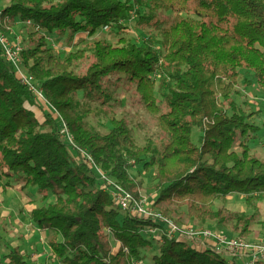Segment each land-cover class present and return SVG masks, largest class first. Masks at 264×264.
Returning <instances> with one entry per match:
<instances>
[{
	"label": "trees",
	"instance_id": "obj_1",
	"mask_svg": "<svg viewBox=\"0 0 264 264\" xmlns=\"http://www.w3.org/2000/svg\"><path fill=\"white\" fill-rule=\"evenodd\" d=\"M7 19L29 20L38 30L28 35L30 47L22 42V69L35 79L76 147L61 138L59 118L52 113L36 118L39 102L0 48V184L34 189L44 201L54 197L33 208L30 217L39 230L60 236L51 241L58 261L142 264V250L152 245L143 231L161 227L120 210L97 169L139 197L130 171L142 164L153 173L155 208L172 215L185 207L187 216L202 223L247 233L251 218L215 210L214 203L234 193L246 203L264 197V159L242 142L258 130L250 121L254 113L233 99L245 74L264 93V0H9L0 11V20ZM134 19L158 39L148 35L139 44L121 36L111 44L96 37L106 27L119 33ZM45 33L70 43L76 34L87 36L61 57ZM85 54L93 60L78 74L76 64ZM122 85L134 88L156 116L167 138L161 149L139 146L122 119L111 118L105 134L88 123L117 101ZM152 262L234 264L166 235ZM0 264L29 263L19 249L9 248Z\"/></svg>",
	"mask_w": 264,
	"mask_h": 264
},
{
	"label": "rangeland",
	"instance_id": "obj_2",
	"mask_svg": "<svg viewBox=\"0 0 264 264\" xmlns=\"http://www.w3.org/2000/svg\"><path fill=\"white\" fill-rule=\"evenodd\" d=\"M7 5H9V0H0V11H3ZM135 20L136 19L123 23L122 26L124 29L120 30L119 33L114 31L112 27H107L100 30L96 37L99 38V40H104L111 44H116L117 39L121 36H125L139 44L146 39L148 35L153 36V39H158L152 29L136 24ZM33 26L34 25L31 22L30 25H28L26 21L22 23L19 20H0V31L8 37L9 41L12 42L16 37H20L23 46L26 48L30 47L28 35L33 31H38ZM45 34L50 46L61 57H64L68 52L74 51L77 47L75 44L81 39H86L87 36L82 33L76 34L70 43L69 38H66L65 36ZM82 46L80 47L81 49L86 48L85 45ZM91 60H93V58L91 59L89 54H85V57L76 64L77 73L84 74L87 66L91 63ZM254 82L257 83L255 79ZM237 90L238 94L234 95L233 99L236 100V103L239 104L246 113H254L250 121L258 127L255 134L246 137L242 142L249 146L250 152L254 156L264 159V93L258 90L256 84L255 86L245 85L243 78L238 80ZM247 91L253 93L254 98L251 96L253 98L252 103L247 101ZM116 95L118 98L117 101L104 107V110L97 117H90L88 123L95 130L105 134L108 133L112 127L110 123L111 118L122 119L131 129L132 135L139 146H144L146 143H150L161 149L166 143L167 138L159 129L156 116L146 109L134 88L122 85L118 88ZM39 106L40 111H35V116L39 121H42L44 113H52V116H58L48 106H44L40 103ZM253 110H255V112ZM198 135H200V133L195 131L194 142H196ZM130 174L134 177L135 183L139 184L137 188L139 195L145 197L148 203L151 204L155 196L153 191L154 181L152 171L143 170L142 164H139L131 169ZM54 200L53 196H49L44 201L39 195H37L34 189H23L19 184H14V186L8 188H3L0 184V262L3 259V256L8 252L9 248H17L23 253L25 260L29 264H34L30 255L34 250L39 253L43 251H41L42 245L39 242L40 238L43 237L44 244L46 245L45 249L51 254V256L43 255L39 261L43 262L42 259L45 261L46 257L49 264H62L54 257L53 249L51 248V241L54 238H56L57 241H60V236H57L52 231L45 233L44 231L39 230L34 224H32L30 217V212L33 208L47 205L54 202ZM214 209H224L228 212L242 213L251 218L252 221L248 225L247 233L242 236L241 234L232 231L230 228L224 227L213 221L202 223L187 216L185 207H181L177 213L172 215L165 214L160 209L158 210L170 218L181 229L208 228L218 234L242 238L248 242H264V197L246 203L243 195L234 193L228 195L224 199L216 200L214 203ZM252 215L253 217H251ZM29 228L33 231H30ZM142 234L152 242L151 247L146 248L141 252L144 257L142 264H153L152 257L158 253V247L163 231L159 227L151 229L146 228ZM28 236L31 237L29 238ZM25 239H28V241ZM112 244L115 247V243L112 242ZM223 258L228 262H234V264H246L248 262L247 257L230 258L228 256H223Z\"/></svg>",
	"mask_w": 264,
	"mask_h": 264
},
{
	"label": "built area",
	"instance_id": "obj_3",
	"mask_svg": "<svg viewBox=\"0 0 264 264\" xmlns=\"http://www.w3.org/2000/svg\"><path fill=\"white\" fill-rule=\"evenodd\" d=\"M26 23L30 25L29 21H26ZM0 48L4 58L13 65L15 71L17 72L19 80L29 88V90L35 95L37 101L40 104L48 106L50 108L35 79L23 72L21 64V53L23 51V46L22 41L19 39V37H16L12 42H10L8 37L0 31ZM56 117L59 118L58 116ZM59 120V130L61 138L67 144H70L72 148L76 149L73 143V138L67 126L63 121H61V118H59ZM80 156L87 165L96 168L94 167L92 158L88 153H86L85 151H80ZM97 171L102 180H104L106 189L109 191L111 197L115 201L116 206L120 210L126 212L131 216L140 217L158 224L159 226H161L160 229L163 231V235H166L169 238H175L188 242L193 247L200 250H213L222 257H247L248 262L246 264H264V242H248L242 238L218 234L208 228L181 229L160 210L155 208L152 204L148 203L145 197H142L141 195H139V197H135L132 193L108 179L106 175H104L100 170L97 169ZM39 242L43 246V254L51 256V254L48 253L45 249L46 245L44 244L43 238H40ZM32 258L34 264H49L48 262L38 261L37 254H33ZM134 264L139 263L136 262Z\"/></svg>",
	"mask_w": 264,
	"mask_h": 264
},
{
	"label": "crops",
	"instance_id": "obj_4",
	"mask_svg": "<svg viewBox=\"0 0 264 264\" xmlns=\"http://www.w3.org/2000/svg\"><path fill=\"white\" fill-rule=\"evenodd\" d=\"M242 78H243V82L245 83V85H250V86H255V84L257 85V83H255L254 82V79H253V77L252 76H250L249 74H245L244 76H242ZM257 88H258V90L259 91H261L262 92V90L259 88V86L257 85ZM247 93H248V100L247 101H249L250 103H252V101H253V98H254V96H253V93L252 92H248L247 91ZM263 93V92H262ZM242 94V93H241ZM253 98H252V97ZM254 112H255V110H253ZM29 230L30 231H33V230H31V228H29ZM46 233V232H45ZM31 236H32V234H31ZM31 236H28L29 238L31 237ZM23 238V237H22ZM41 238H43V237H41ZM26 240V239H25ZM26 241H28V239L26 240ZM43 247V246H42ZM41 247V248H42ZM43 250V248L41 249V251ZM33 254H37L38 255V261H39V259L43 256V255H45V254H43V251L41 252V253H39V252H37V251H33V253L30 255V257L32 258V255ZM32 261H33V258H32ZM42 261L43 262H47V259H46V257H45V261L42 259Z\"/></svg>",
	"mask_w": 264,
	"mask_h": 264
}]
</instances>
